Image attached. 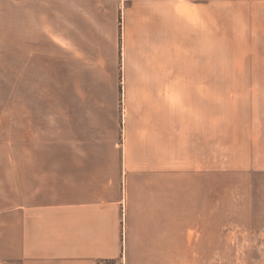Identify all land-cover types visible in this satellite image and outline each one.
<instances>
[{"label": "crops", "instance_id": "obj_1", "mask_svg": "<svg viewBox=\"0 0 264 264\" xmlns=\"http://www.w3.org/2000/svg\"><path fill=\"white\" fill-rule=\"evenodd\" d=\"M215 43L264 47V0H132L109 130L93 116L71 132L67 111L50 134L38 102H14L0 264H197L215 171H264V67H215Z\"/></svg>", "mask_w": 264, "mask_h": 264}, {"label": "rangeland", "instance_id": "obj_2", "mask_svg": "<svg viewBox=\"0 0 264 264\" xmlns=\"http://www.w3.org/2000/svg\"><path fill=\"white\" fill-rule=\"evenodd\" d=\"M131 2L0 0V112L6 113L0 128L12 132L17 100L38 102L39 118L47 116L38 124L50 134L58 130L48 126L61 125L67 111L71 132L88 117L102 118L108 130L122 118L124 15ZM263 52L260 45L215 43V67H264ZM214 184L212 236L208 228L198 243L203 251L191 261L264 264V171L217 170Z\"/></svg>", "mask_w": 264, "mask_h": 264}, {"label": "trees", "instance_id": "obj_3", "mask_svg": "<svg viewBox=\"0 0 264 264\" xmlns=\"http://www.w3.org/2000/svg\"><path fill=\"white\" fill-rule=\"evenodd\" d=\"M111 263V264H115L117 261L114 260V259H107V260H102V261H99L98 264H101V263Z\"/></svg>", "mask_w": 264, "mask_h": 264}]
</instances>
